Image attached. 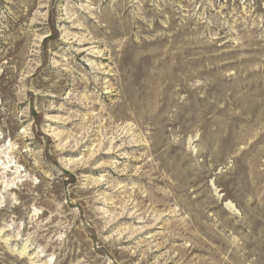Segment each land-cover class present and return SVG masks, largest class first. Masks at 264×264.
I'll return each mask as SVG.
<instances>
[{
  "label": "rangeland",
  "instance_id": "1",
  "mask_svg": "<svg viewBox=\"0 0 264 264\" xmlns=\"http://www.w3.org/2000/svg\"><path fill=\"white\" fill-rule=\"evenodd\" d=\"M0 264H264V0H0Z\"/></svg>",
  "mask_w": 264,
  "mask_h": 264
},
{
  "label": "bare ground",
  "instance_id": "2",
  "mask_svg": "<svg viewBox=\"0 0 264 264\" xmlns=\"http://www.w3.org/2000/svg\"><path fill=\"white\" fill-rule=\"evenodd\" d=\"M85 52V51H84ZM83 53V52H82ZM93 52H91V55H92ZM7 174V173H6ZM6 187V186H5Z\"/></svg>",
  "mask_w": 264,
  "mask_h": 264
}]
</instances>
